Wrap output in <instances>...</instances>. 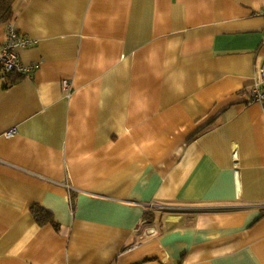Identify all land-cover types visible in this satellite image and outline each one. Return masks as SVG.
<instances>
[{"label": "crops", "instance_id": "obj_1", "mask_svg": "<svg viewBox=\"0 0 264 264\" xmlns=\"http://www.w3.org/2000/svg\"><path fill=\"white\" fill-rule=\"evenodd\" d=\"M14 25L0 264H264V0H18Z\"/></svg>", "mask_w": 264, "mask_h": 264}, {"label": "built area", "instance_id": "obj_2", "mask_svg": "<svg viewBox=\"0 0 264 264\" xmlns=\"http://www.w3.org/2000/svg\"><path fill=\"white\" fill-rule=\"evenodd\" d=\"M7 40L0 50V75L20 73L26 74L28 70L23 66L21 59L18 55L20 48H27L32 45V41L19 34L17 31L14 21L6 25ZM262 81H264V72L262 71ZM251 100L253 102H260L264 104V88H261L257 83L252 91ZM15 135V131H9L5 134L6 138H12ZM161 206L151 205L147 211H154L161 209Z\"/></svg>", "mask_w": 264, "mask_h": 264}, {"label": "trees", "instance_id": "obj_3", "mask_svg": "<svg viewBox=\"0 0 264 264\" xmlns=\"http://www.w3.org/2000/svg\"><path fill=\"white\" fill-rule=\"evenodd\" d=\"M18 0H0V26L7 25L14 21L15 18V6ZM154 211H147L145 214V220H150L153 217ZM178 213L177 211H172ZM37 221L41 224L54 223V220L46 212L36 209Z\"/></svg>", "mask_w": 264, "mask_h": 264}]
</instances>
